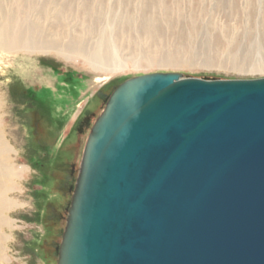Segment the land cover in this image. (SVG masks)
<instances>
[{
  "label": "rangeland",
  "instance_id": "374dc122",
  "mask_svg": "<svg viewBox=\"0 0 264 264\" xmlns=\"http://www.w3.org/2000/svg\"><path fill=\"white\" fill-rule=\"evenodd\" d=\"M11 27L26 45L82 35L104 58L11 51ZM0 44V160L16 171L0 264H57L82 152L114 90L156 73L264 79V0H0Z\"/></svg>",
  "mask_w": 264,
  "mask_h": 264
},
{
  "label": "water",
  "instance_id": "95a60500",
  "mask_svg": "<svg viewBox=\"0 0 264 264\" xmlns=\"http://www.w3.org/2000/svg\"><path fill=\"white\" fill-rule=\"evenodd\" d=\"M57 264H264V79L119 85L86 140Z\"/></svg>",
  "mask_w": 264,
  "mask_h": 264
},
{
  "label": "bare ground",
  "instance_id": "6f19581e",
  "mask_svg": "<svg viewBox=\"0 0 264 264\" xmlns=\"http://www.w3.org/2000/svg\"><path fill=\"white\" fill-rule=\"evenodd\" d=\"M13 28L15 27H11L9 29V31H7V33H5L4 35V39H5V49H10L12 50H17V49H21V48H28L30 46L35 47V50H44L47 51L48 48H51L50 46L53 47H59L57 48L59 53L61 55H65L69 54V52H73L75 54L81 55V56H87V60L90 63H94V62H102L104 57L100 56V53H98L97 55H93L87 53V51L85 50V42H84V38L82 37V35H77L76 37H74L72 39V41H70L68 46H63L62 43H57V42H51L50 44H42L40 42H38V40H29L30 42L27 41V45L24 44L25 41L21 40V31H20V27L18 28V31L13 33ZM16 29V28H15ZM12 43L8 46L7 42H11ZM1 46V44H0ZM101 52V51H100ZM94 61V62H93ZM49 121V120H48ZM10 151V149L7 147V145L5 144L4 140L2 139L1 135H0V156L1 155H5L6 153H8ZM3 162L0 160V226L4 224V220L3 217L1 218V213L7 209H9V207L11 206V202L7 199H5V193L8 191L5 184L6 181H9L11 178L13 179V177H15L16 171L11 169L9 166H3L2 165ZM3 238L0 237V244Z\"/></svg>",
  "mask_w": 264,
  "mask_h": 264
},
{
  "label": "trees",
  "instance_id": "16d2710c",
  "mask_svg": "<svg viewBox=\"0 0 264 264\" xmlns=\"http://www.w3.org/2000/svg\"><path fill=\"white\" fill-rule=\"evenodd\" d=\"M47 128H45V130H46ZM47 136V130H46V132H45V137Z\"/></svg>",
  "mask_w": 264,
  "mask_h": 264
}]
</instances>
